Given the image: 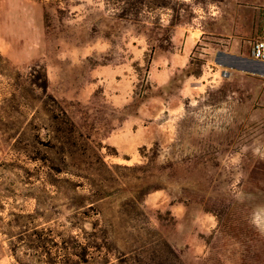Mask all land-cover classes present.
Masks as SVG:
<instances>
[{
	"label": "rangeland",
	"instance_id": "374dc122",
	"mask_svg": "<svg viewBox=\"0 0 264 264\" xmlns=\"http://www.w3.org/2000/svg\"><path fill=\"white\" fill-rule=\"evenodd\" d=\"M116 12L0 0V264H264V63L211 62L232 38L249 55L264 0Z\"/></svg>",
	"mask_w": 264,
	"mask_h": 264
},
{
	"label": "crops",
	"instance_id": "0c3cea01",
	"mask_svg": "<svg viewBox=\"0 0 264 264\" xmlns=\"http://www.w3.org/2000/svg\"><path fill=\"white\" fill-rule=\"evenodd\" d=\"M263 26L264 24L260 26V30H259V36L261 37L264 36V31L262 30ZM191 36H192L191 31L182 32V39L180 41L179 48L176 49L174 53L172 52L169 55L165 56L166 57L165 62L162 64L164 66H161V67L156 66L154 60L150 63L149 70H148V77L152 83L161 85L167 79L166 77H167L168 69H171L172 67H176V66H181L185 63V61H187L194 45L197 43V40L199 39V37L196 39V38H192ZM174 43H178V41L175 40ZM217 52L220 54H224L225 56H228V57L239 58L241 60L251 61L253 63H258V62L264 63V62L254 60L251 57L250 52L248 55L245 52V50L238 44L236 38H232L231 40L228 41L227 44L217 45V48L214 49V55L212 54L211 56L212 58L211 62L215 66L217 65L221 66V68H229V67L237 68V67L232 66L231 64H226L225 62H222L216 59L215 55ZM245 72L252 73L251 71H245ZM128 123H130L129 118L125 119L122 122V127L120 128L126 127ZM112 138L113 136L108 137L110 141L112 140Z\"/></svg>",
	"mask_w": 264,
	"mask_h": 264
},
{
	"label": "trees",
	"instance_id": "16d2710c",
	"mask_svg": "<svg viewBox=\"0 0 264 264\" xmlns=\"http://www.w3.org/2000/svg\"><path fill=\"white\" fill-rule=\"evenodd\" d=\"M107 5H112V8L116 9V16L121 19L129 18V16H132L134 19L137 18V16L140 13H150L152 9H154V6H165L169 0H104ZM173 9V8H172ZM31 82L42 89L44 92L47 88V78L46 76L43 77L41 81H38L35 78L30 79ZM70 250L75 255H82V257H85V255L88 254V250L91 245H96L94 243L95 240L92 239L90 242H80L78 241L74 236H70ZM42 248H45V242H43Z\"/></svg>",
	"mask_w": 264,
	"mask_h": 264
},
{
	"label": "built area",
	"instance_id": "2783aa9c",
	"mask_svg": "<svg viewBox=\"0 0 264 264\" xmlns=\"http://www.w3.org/2000/svg\"><path fill=\"white\" fill-rule=\"evenodd\" d=\"M262 30L264 31V26ZM250 55L254 60L264 62V36L253 40Z\"/></svg>",
	"mask_w": 264,
	"mask_h": 264
}]
</instances>
